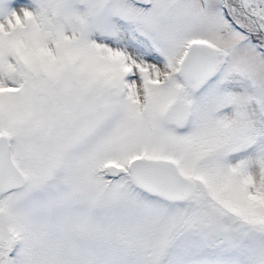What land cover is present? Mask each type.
I'll return each mask as SVG.
<instances>
[{"label":"snow or ice","instance_id":"obj_1","mask_svg":"<svg viewBox=\"0 0 264 264\" xmlns=\"http://www.w3.org/2000/svg\"><path fill=\"white\" fill-rule=\"evenodd\" d=\"M0 264H264V0H0Z\"/></svg>","mask_w":264,"mask_h":264}]
</instances>
